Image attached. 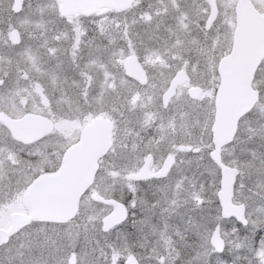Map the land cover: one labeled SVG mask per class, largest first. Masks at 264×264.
Wrapping results in <instances>:
<instances>
[{
	"label": "flooded vegetation",
	"instance_id": "obj_1",
	"mask_svg": "<svg viewBox=\"0 0 264 264\" xmlns=\"http://www.w3.org/2000/svg\"><path fill=\"white\" fill-rule=\"evenodd\" d=\"M52 1L21 0L16 5V0H0V74H11L12 80L8 84V87L15 97L14 102H6L5 96L0 95V136H5L7 138L6 143L8 144L4 154L0 155V208H5L8 211L13 206H16V204H19L18 194L22 193V190L24 193L32 182L40 176L39 174H30V166L33 162L39 161L41 164V160H43L47 164V170L44 169L45 171L42 175L57 171L62 166L64 156L69 148L76 145L81 140L86 128L97 120L103 121L106 125L109 144L96 158L91 181L84 186L80 196L85 192L89 193V195L93 193L90 190L92 187H96V176L101 177V179L109 176L110 181L106 184L108 189L113 193H120L123 188L126 193H129L128 199H131L129 186L135 187L136 184H139L142 189V192L138 193V195L144 196V193H148L149 201L154 200L153 193L158 194L167 190L176 194L181 190L180 171L177 168V165L180 166L181 156L189 160L197 154L191 151L192 148H196L193 136L189 137L190 139L186 144H181L177 139L176 132L174 131L175 128L172 126L165 127L163 123L153 120H145L133 124L131 119L133 112H152L156 110L150 103L146 104L143 91L150 86L154 78H162L161 74L163 73L167 76L169 81L168 87H170L174 77L178 73L183 72V68L179 60L172 58V53L175 51L173 48L174 43L147 41L140 47L141 51L134 52L131 33L133 27H135L133 25L134 19L140 20L147 29L149 28L153 32L158 33L164 31L165 22L178 24L180 17H183L182 15H185V13L181 12L177 16L174 10L178 3L184 5L186 0H178L174 8L169 5L167 0H135V2H132L133 0H125L119 7L105 5L88 13L77 12L72 14L60 12V0H58L59 6L56 11L55 4ZM210 1L191 0L195 8L192 19L194 21L198 19L199 26L196 23L190 25L192 35L196 34V38L203 39L199 42L208 52L206 63L205 61L201 62L200 67L202 69L198 73L202 75L201 78L204 77L205 73H208L207 80H209V83L206 87L204 86L205 88H201L194 83V80L197 78L193 76L194 73L190 72L189 75L193 77L191 81H189V75L183 74L182 77L185 78V81L178 83L174 87L176 88L177 95H179L178 88L182 86L186 85L188 90L184 91L190 94L192 88H198L200 90L198 98L204 97L205 100L203 102L205 105H203L212 112L213 117L214 96L220 81L218 65L222 59L229 57L232 52L237 25V38L243 47H252L255 40L259 41L261 37L264 40V33L255 31L256 26L264 29V0H242L239 12L237 11L239 0H213L216 13L214 19L208 23V17L211 13ZM50 2H52V5H50ZM38 9L49 13L50 16L48 20L42 19L40 22L37 19L36 24H33L31 16H27L31 14L37 16L36 12ZM221 10L222 14L220 15ZM46 13L39 16L45 17ZM73 17L78 19L77 23L66 25L73 31L79 29L80 40L82 42L77 62L81 67L89 59L87 42L90 38L93 36L97 37L94 41L95 44H109L108 39L99 35L100 30L104 31L105 36H110L114 40L117 45L114 50L115 55L103 59L99 55H96L94 57L95 64L88 66L87 71L89 76L92 77V81L91 86L88 87L87 103L82 99V107H79L75 104H69L67 98L61 97L62 103L57 104L54 102L51 113L47 116H42L39 114V109L44 107L43 99L36 89L38 85H43L49 88L50 96L55 91L54 87L49 83L52 76L51 73L48 74L49 66L51 64H53L52 66L56 65L58 61H64L65 66H67L70 61L69 53L65 51V49L70 48L71 41L68 40L70 33H67L66 25L62 23ZM106 17L108 18L106 22L109 24L101 25L99 20ZM46 22L51 24H46ZM85 29H87L86 35L83 34ZM57 35L60 37L59 40L54 38ZM210 36H213V39ZM45 45L56 47L57 51L50 55H43L42 58V54L46 52ZM215 49H221V52ZM162 61L165 63H162ZM133 63H136L141 71L136 77L130 75L127 71L128 69H132ZM25 65H28V70L32 74L27 78H21L17 81L16 78L20 74V71L26 69ZM213 67L216 74L215 80L211 77ZM227 68L229 71L231 70L228 65ZM232 74V78L238 79L240 77L237 72ZM258 74L264 75V55L260 58L252 79L254 80ZM46 75L47 78H45ZM67 75L71 78L74 75V71L69 69ZM55 94L60 95L59 92ZM25 114L38 115L47 121V132L41 137L43 140L40 138L33 141L40 145V150L45 152L47 159L41 157L38 160L35 156L30 157L28 149L33 146V142L24 143L14 139L8 131L7 125L2 121V119L6 118L18 120ZM166 130L168 131L167 142H162L158 136L163 135ZM13 143L17 149H24L19 151V159L16 158V153L9 148V144ZM134 157L136 158L135 161H133ZM169 157H172V159L169 162L167 170L163 172L161 178L157 179V175L161 174L159 172L165 166V160ZM20 158H22L21 162ZM29 161L31 164L26 163V169L21 170L25 176L18 175L19 169L17 168H21L20 164ZM192 165H194V159L189 164V166ZM41 166L43 167L42 164ZM216 169L219 173L218 167ZM164 176L167 177V180ZM148 177H151L150 181L145 182ZM15 181H18V183L15 184ZM166 183L169 186L164 188L163 191H159L155 187L157 184L164 186ZM177 183L179 186L174 187L173 185ZM190 185H193V183ZM3 195L7 198L6 202L3 200ZM110 198L121 203L124 207L128 203V199L121 201L117 195H113ZM215 201L218 203L222 214L217 195ZM201 202L205 205L207 204V201ZM96 203L110 206L111 209L105 216L117 210V207L113 204L102 201ZM232 203L235 205L240 204V202L233 201V195ZM171 204H173L172 216L175 215L183 221V211L181 218L179 217L181 212L180 202L176 200L175 203ZM22 205L24 208H31V205H26L23 201ZM182 206H185L189 210L191 217L199 218L200 212L196 200L189 201L188 204L183 203ZM76 210L77 206L75 212ZM132 211H135L138 219L144 216L139 207L134 210H128V223L126 226H121L128 233L127 247L122 250L123 254L120 256L118 248L120 249L121 246H125V241L123 238L118 240L115 231H113L111 235H108L110 250L106 256L109 258H106L107 261L104 263L109 261L108 264H156V259L152 258L155 255L153 249L159 253V259L163 260L167 256L164 239L153 240L151 237L152 231L149 227H144L143 232H141L138 230L140 228L139 225L135 228L132 226ZM165 212L167 213L168 211ZM13 213L26 214L14 211L10 213L7 220H4V217H0V235L7 240V245L12 243L14 245L16 235L28 224L25 223L16 232L5 235L4 232L10 227ZM103 218L101 219V225L94 224L92 227L95 231V233L93 232V234H96L95 236H99L98 231H100L102 226ZM41 221L50 220L42 219ZM177 229L181 234L184 233L185 227L180 221L176 225L175 230L177 231ZM206 235L207 240L205 242L210 243L217 238V230L212 229L211 233ZM187 239L190 242L195 237L189 233ZM171 241L177 249L182 250L181 243L183 241L180 239V236L176 235V238H172ZM7 245L2 247L6 248ZM75 249L78 250V248ZM71 252L67 260L74 257L75 264L77 260L73 253L75 251L71 249ZM260 253L261 250H258L255 259L257 264H264V256ZM192 255L195 254L193 253ZM96 257L99 258L98 256ZM130 258L133 259V263L129 262ZM187 258L185 256V259ZM102 262L103 260L100 259V264Z\"/></svg>",
	"mask_w": 264,
	"mask_h": 264
},
{
	"label": "snow or ice",
	"instance_id": "obj_2",
	"mask_svg": "<svg viewBox=\"0 0 264 264\" xmlns=\"http://www.w3.org/2000/svg\"><path fill=\"white\" fill-rule=\"evenodd\" d=\"M177 16L183 12L185 15L180 17L179 25L176 28V40L173 44L175 51L172 53V58L179 60L183 68V72L186 75L195 69H198L202 61L206 63V57L208 52L205 47L192 36V29L190 25L196 23L199 26V21L192 19L195 12L194 5L191 0H186L184 5L178 3L176 9L174 10ZM175 18V17H174ZM135 19L133 23H135ZM68 40L71 41L70 48L65 49L69 53L70 61L65 66L64 61H58L53 68V75L49 81L50 85L54 87V92L50 96L49 88L43 85L37 86V93L43 99L44 107L39 109V114L42 116H47L51 113L52 104L55 102L61 104V97L67 98L69 104H75L82 107L81 100L83 99L85 103L88 102V87L91 86L92 77L88 74V66L90 64H95L94 57L99 55L102 59L109 56L115 55V48L117 45L110 36H105L103 30H100L99 35L104 36L109 40L108 45L95 44L94 41L97 39L96 36L90 38L87 42L89 47V59L84 62V66L81 67L77 62V56L81 51L80 45V32L79 29L73 31L70 27L66 25ZM84 35L87 34V29L83 32ZM55 39L59 40V36H55ZM111 45V46H110ZM46 52L43 55H50L57 51L56 47H49L45 45ZM214 52V50H213ZM46 62V61H44ZM162 63H165L162 61ZM167 66V65H166ZM69 69L74 71V75L69 78L67 75ZM58 70V71H57ZM170 75V74H169ZM208 73L204 74L205 79L208 77ZM215 68L211 73V77L215 80ZM79 77V79H77ZM162 78H154L150 86L144 89V96L146 104H151L155 107L159 118L163 121L167 114H170V118L175 122L176 118L179 116L182 119H192L193 114H195V119L199 122L200 116L202 115L204 105L199 101V98L195 94H190L185 91H181L177 95L175 87H168V79L163 73ZM21 78H27L25 76H17V81ZM47 78V75L46 77ZM196 78L200 79V75L197 72ZM193 79L192 75H189V81ZM12 76L9 73L0 74V95L5 96L6 102H14L15 97L12 94L8 84L11 82ZM147 83V81H146ZM174 86L176 81L171 82ZM114 87V86H113ZM264 90V84L258 85V91ZM59 92L60 95L55 93ZM147 123V122H146ZM246 128L258 134L261 139H264V96H262L257 105L250 108L246 114L245 119ZM163 127V126H162ZM138 135V133H137ZM251 139V137H249ZM43 140V138H41ZM6 142V141H5ZM9 148L16 153V158L19 159V151L24 149H17L13 144H9ZM191 151L199 153L196 156L197 167H204L210 175H215L213 169L203 164L205 159L204 152L201 148H192ZM28 155L30 157L35 156L38 160L41 157L47 156L45 152L40 150V145L33 142V146L28 149ZM254 159H255V154ZM172 157H169L171 160ZM260 166L256 173V183L257 186L262 189L261 192L254 193V195L259 196V202L253 201L249 204L248 201L252 200V197H245L244 200L240 201L241 207L234 210L232 214L222 215L218 203L214 199H209L205 205L199 199L195 197L197 205L199 208V218L189 217L188 221L185 222L184 233L181 234L177 229L176 234L180 236L183 241L182 250L177 249L174 243L171 241L170 237L165 238L163 231L160 232V236L165 240V250L167 256L163 260L159 259V253L153 249L155 254L152 258L156 259V264H257L255 259L258 250H261V255L264 256V154L259 156ZM183 162V161H182ZM29 165L31 162H25ZM186 163L191 164L192 159L190 158ZM41 164L44 169L47 170V164L41 160ZM167 168V165L165 166ZM177 168L179 166L177 165ZM170 171V170H169ZM163 173L157 175V179L161 178ZM167 180V177L164 176ZM151 177L146 178L145 182H149ZM169 184L161 186L159 184L155 185L156 189L163 191L167 188ZM178 187V183L173 185ZM130 187L131 199H128L129 193H126L124 189H121V201L128 199V203L124 207L122 214L118 215L116 218L112 219L110 222L105 221L100 228V231L105 233V239L108 235H111L113 231L116 233V238L119 240L121 238L125 241V247H127V235L128 233L123 230L121 226H126L128 223L129 209H136L139 207L144 213V216L139 219L136 217L135 211H132V226L135 228L137 225L140 226L139 231L143 232L144 227H149L151 231H157L156 226L152 224V216L155 215L157 207L160 205L159 199H154L149 201L145 196L138 195L142 192L139 184L135 187ZM244 185L241 184V188ZM251 191V189H250ZM155 195V193H153ZM175 203V200L172 201ZM250 209H253L250 211ZM196 210V209H193ZM167 211V209H161V212ZM66 223V221H44L42 223ZM31 224V221L28 222ZM165 229L168 227L167 223L164 224ZM212 229L217 230V238L210 243H206L207 235L210 234ZM87 230V229H86ZM46 230L44 227L34 229L35 237L33 233H28L29 245L40 246L41 242L38 239L39 235ZM191 233L195 239H187L188 234ZM68 240L73 251H75V246L79 242V233L77 232L75 236L68 233ZM7 240H5L2 235H0V264H16V259L11 255V248L5 249L4 245H7ZM55 243L54 241L52 242ZM23 247V245H21ZM143 247V245H141ZM195 255H192V254ZM185 256L188 258L185 259ZM20 264H49V260L44 258L41 254L40 256L30 257L26 262L23 259V253H20ZM52 264H72L71 261L67 260L65 256L60 254V250L57 249L56 254L52 258ZM75 264H94L90 253L86 249H81L78 254V258Z\"/></svg>",
	"mask_w": 264,
	"mask_h": 264
},
{
	"label": "rangeland",
	"instance_id": "obj_3",
	"mask_svg": "<svg viewBox=\"0 0 264 264\" xmlns=\"http://www.w3.org/2000/svg\"><path fill=\"white\" fill-rule=\"evenodd\" d=\"M169 2V5L174 8L176 4L178 3V0H167ZM53 4H55L56 11L59 6L58 0H53ZM52 2H50V5H52ZM132 2H135L133 0ZM54 7V5H53ZM54 7V8H55ZM41 9H44L40 7ZM43 13H46L43 10H37L36 15H28L27 17H30L33 19V24H36V20L40 22L42 19H49L50 14L46 13L45 17L39 16ZM169 13V12H168ZM222 14V10L220 11V15ZM184 16V15H182ZM140 18V17H139ZM78 19H75V17L70 18L68 21L63 22V25L66 24H76ZM100 24L107 25L109 24L108 18H101L99 20ZM136 22L133 23L135 27H133L132 33H131V40L134 44V52H139L140 47L143 46L144 42H154V41H164V42H172L175 43L176 40V28L175 26H178V24H171L165 22L164 28L167 29L162 32H153L151 29H147L146 26H144L143 23H141L140 20H135ZM39 22H37L39 24ZM48 22H46L47 24ZM45 24V22H44ZM49 25L51 23H48ZM211 35V34H210ZM196 38V34L192 35ZM213 39V36H210ZM198 41H202L203 39L196 38ZM171 45V44H170ZM152 46V45H149ZM214 50V49H213ZM218 52H221V49H215ZM51 64L49 66L48 74L51 73L53 75V68ZM26 69L24 71H20V74L18 76H25L28 77L31 73L30 70H28V65L24 66ZM201 67L198 69H195L192 72L193 76L196 77V73L201 71ZM204 69V68H203ZM207 69V68H205ZM58 71V70H57ZM202 73V72H201ZM14 75H16L14 73ZM259 75V74H258ZM255 77V79L252 81L253 88L258 90V85L264 84V75L260 74L259 76ZM17 76V75H16ZM202 75H200L201 77ZM209 80L207 79H196L194 80V83L200 86L201 88H205ZM192 83V84H194ZM205 86V87H204ZM188 90V87L182 86L178 88V93L181 91ZM203 95V94H202ZM264 96V90L259 91V97L258 100ZM204 97H201L199 99L200 102L204 104ZM258 100L255 102L254 106L257 105ZM205 105V104H204ZM103 106V105H102ZM245 119L246 114L240 118L238 121V127L236 134L233 138V140L227 144L226 146L222 147L221 149V159L224 164L235 167L238 170V175L236 177L235 183H234V193H233V201L240 202L241 200H244L245 197H252V200L248 201L249 204H252L253 201L259 202V196L254 195V193L261 192L262 189L257 186L256 183V173L259 170L260 161L259 156L260 154H264V139H261L258 134H254L253 132L249 131L246 128L245 125ZM145 120H153L157 122L163 123L165 127L172 126L174 131L176 132L177 139L181 144H186L189 141V137L193 136L194 144L196 147H199L203 150L205 159L203 161V164L207 165L211 169L214 170L215 175H210L208 171L205 170L204 167H197L196 163V156L199 155L197 153L195 156H192L191 158L194 159V165L189 166L183 156L180 158V183H181V190L177 192L176 194L170 192V191H163L158 194H155L153 196V199H159L160 205L156 209L155 215L152 216V224L156 226L157 231L153 232L151 234V237L153 240L155 239H161L160 232L163 231L164 237H170L176 238V225L180 221V223L186 227L185 222L188 221L190 217L189 210L185 208V206H182L183 203H187L189 201L196 200L195 197H199L201 201H208L210 198L216 200V191L219 185V173L216 169V166L210 161L208 157L209 150L212 149L211 144V134H210V126L212 123V112L207 109V107L203 108L202 115L200 116L199 122L195 119V114H193L192 119L187 118H181L177 117L175 122H173L170 118V114H167L165 119L162 121L159 118V115L157 114L156 110L150 111V112H140L136 111L132 113V123L135 124L140 123ZM164 135V136H163ZM163 135L158 136L159 140H162V142H167L166 138L168 137V131L166 130ZM140 136V135H139ZM251 137V139L249 138ZM7 138L5 136H0V155L4 154L6 151V148L8 147ZM6 143V144H5ZM166 149V148H165ZM255 154V159L254 155ZM1 157V156H0ZM20 158V162H21ZM135 157L133 158V161H135ZM183 161V162H182ZM26 163L20 164L21 168L18 171V175H23L21 170L26 169ZM44 168L41 166L40 162H33L30 166V174H39L42 175L44 172ZM15 173V172H14ZM16 176V175H15ZM105 179V181H103ZM101 179V177L96 176L95 177V185L96 187H92L90 192H95L99 194L100 196L104 198H110L113 197V195L121 196L120 193H113L111 192L107 185L108 181H110V177L107 176L105 178ZM104 182V183H103ZM15 184L18 183V181L14 182ZM193 185H190L192 184ZM241 184L244 185L243 188H241ZM192 187V188H190ZM251 189V191H250ZM22 193L18 194V203L16 206H13L8 211L5 208H0V217H4V220H7L10 216L11 212L18 211L21 213H30V208H24L22 205ZM6 195V194H5ZM144 196L149 199L148 193H144ZM176 198L174 199V197ZM3 200L6 202V196L3 195ZM119 200H121L119 198ZM126 200V199H125ZM172 200H178L180 202L181 212L179 217L181 218V213L183 211V221L178 219L175 215L172 216ZM161 208L167 209V213L161 212ZM110 206H105L104 204L96 203L92 201L89 197V193H83L80 198L78 199L77 203V210L74 214V216L69 219L65 220L66 223H42L44 221L41 220H33L31 221V224H27V226L22 229L15 237L14 245L13 243L10 245H7L5 249L11 248V255L15 257L16 264H20V253H23V259L25 262L30 257L40 256L43 255L44 258L49 260V264H52V258L57 252V249L60 250V254L65 256L66 259L69 258L72 247L70 246V242L68 240V233H71L72 236H75L76 233H79V242L76 244L75 248H78V250L75 249L76 259L78 258V254L80 253L81 249H86L93 259L95 264H100V259L103 260L102 264H108L106 262V258H109V236H107V239H105V235L101 231L99 232V236H95L94 229L92 228L94 224L101 225V219L103 216H105L110 211ZM253 209H250L252 211ZM167 223L168 227L165 229L164 224ZM44 227L46 230L45 232L41 233L38 237V239L41 242L40 246H31L29 245V238L28 233H33V237H35L34 229H38ZM90 228V229H89ZM100 228V226H99ZM87 229V230H86ZM145 234V233H143ZM178 236V235H177ZM96 238V239H95ZM55 242L54 244L52 242ZM111 243V241H110ZM97 244V247H96ZM23 245V247H21ZM183 245V242L181 243V247ZM95 248V251H94ZM125 246H121V248H118V253L123 254V249ZM98 256L99 258H97ZM97 258V259H96Z\"/></svg>",
	"mask_w": 264,
	"mask_h": 264
},
{
	"label": "water",
	"instance_id": "obj_4",
	"mask_svg": "<svg viewBox=\"0 0 264 264\" xmlns=\"http://www.w3.org/2000/svg\"><path fill=\"white\" fill-rule=\"evenodd\" d=\"M20 1L16 0V5ZM60 2V12L72 14L88 13L105 5L119 7L125 0H60ZM241 2L242 0H239L237 5L238 12ZM210 4L211 13L208 23L214 19L216 13L214 1L211 0ZM237 29L238 25L230 56L222 59L218 66L220 82L215 95V113L211 126L214 148L210 151L209 156L220 168V188L217 197L223 215L232 214L234 210L241 207V204L233 205L231 202L233 183L238 170L221 163L220 148L232 140L238 119L252 108L258 98V92L252 89L251 82L260 58L264 55L263 37L259 41L255 40L252 47H243L237 38ZM255 31L264 33L262 27L256 26ZM227 65L230 66V71ZM132 66V69L127 71L136 77L141 71L136 63H133ZM235 72L239 73L238 79L232 78V73ZM183 74L180 72L174 77L176 85L185 81V78L182 77ZM170 87H174V85L171 83ZM199 93L198 88H192L191 94L198 96ZM2 121L7 125L12 137L24 143L39 139L47 132L46 119L34 114H26L18 120L6 118ZM108 143V129L103 121L97 120L85 130L81 141L68 151L63 166L58 172L38 178L28 188L23 201L25 204L32 205V213L28 216L14 213L9 229L4 232L5 235L16 232L32 219L64 220L69 218L74 213L82 187L91 179L97 156ZM169 162V158L165 160L167 168ZM165 166L159 173L167 170ZM91 199L111 203L117 207L116 212L103 219V223L106 220L110 222L124 211L121 203L112 199L103 200L96 193L91 194ZM69 261L74 264V257H71ZM129 262L133 263V259L130 258Z\"/></svg>",
	"mask_w": 264,
	"mask_h": 264
}]
</instances>
